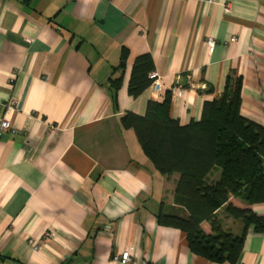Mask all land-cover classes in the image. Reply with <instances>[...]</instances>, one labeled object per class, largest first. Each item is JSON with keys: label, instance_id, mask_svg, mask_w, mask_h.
Returning a JSON list of instances; mask_svg holds the SVG:
<instances>
[{"label": "crops", "instance_id": "1", "mask_svg": "<svg viewBox=\"0 0 264 264\" xmlns=\"http://www.w3.org/2000/svg\"><path fill=\"white\" fill-rule=\"evenodd\" d=\"M145 54L161 91L133 98L131 70ZM229 73L241 78L240 115L264 126V0H0V116L16 98L19 131L0 133V264H118L127 248L138 264H230L189 250L196 224L175 204L178 177L159 173L121 125L167 92L173 120L199 121ZM210 179L245 208L240 186L218 170ZM249 208L264 219V204ZM218 215L241 234L240 221ZM237 264H264V233L247 230Z\"/></svg>", "mask_w": 264, "mask_h": 264}, {"label": "trees", "instance_id": "2", "mask_svg": "<svg viewBox=\"0 0 264 264\" xmlns=\"http://www.w3.org/2000/svg\"><path fill=\"white\" fill-rule=\"evenodd\" d=\"M128 53L118 64L120 77L111 81L113 100L121 87ZM153 62L145 54L136 58L128 94L136 98L151 85ZM241 78L229 73L222 93L202 107L199 121L182 126L170 115V94L161 103H149L145 116L126 113L121 125L135 132L139 145L153 167L164 176L176 175L175 204L183 219L196 226L186 231L189 250L210 262L237 264L247 230L264 233V219L249 207L264 204V126L240 115ZM218 170L233 186H240L238 199L245 208L226 204L217 195L218 185L210 175ZM240 221L242 232L224 229L218 212ZM208 222L211 234L200 224Z\"/></svg>", "mask_w": 264, "mask_h": 264}, {"label": "built area", "instance_id": "3", "mask_svg": "<svg viewBox=\"0 0 264 264\" xmlns=\"http://www.w3.org/2000/svg\"><path fill=\"white\" fill-rule=\"evenodd\" d=\"M198 2L212 3L214 0H197ZM231 43L236 42V38L232 37ZM216 40L214 38H207L206 44L209 48H214L216 45ZM149 79L151 80L152 90L155 94H159L161 91V83L159 76L156 72H151L149 74ZM17 99L11 98L6 106L5 112L0 116V133H13L19 134V131L12 126L11 120L16 113ZM112 260L118 264H138L135 260V252L132 249H125L121 253L113 256ZM140 264H147L145 261Z\"/></svg>", "mask_w": 264, "mask_h": 264}, {"label": "rangeland", "instance_id": "4", "mask_svg": "<svg viewBox=\"0 0 264 264\" xmlns=\"http://www.w3.org/2000/svg\"><path fill=\"white\" fill-rule=\"evenodd\" d=\"M241 226V225H240Z\"/></svg>", "mask_w": 264, "mask_h": 264}]
</instances>
